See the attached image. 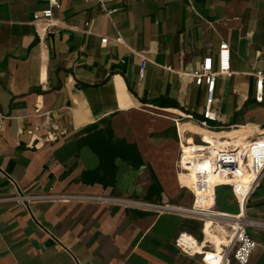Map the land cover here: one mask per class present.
Here are the masks:
<instances>
[{"label": "crops", "instance_id": "crops-1", "mask_svg": "<svg viewBox=\"0 0 264 264\" xmlns=\"http://www.w3.org/2000/svg\"><path fill=\"white\" fill-rule=\"evenodd\" d=\"M59 2L46 23L33 19L47 0H0V168L25 193L190 207L193 193L177 167L182 132L175 120L200 116L207 88L192 73L206 56H217L223 41L231 47L232 73L217 78L214 108L222 125L237 126L221 136L264 130L253 75L264 68V0ZM181 126L199 139L196 122ZM108 129L109 142L136 146L139 167L119 157L114 173L101 166L97 132ZM232 182L215 184L217 210L226 185L219 184ZM14 193L0 174V198ZM241 200L242 217L264 219V175L246 205ZM219 211L240 213V204ZM223 224L92 201L41 200L29 208L0 201V264H207L201 254L180 251L175 238L185 231L199 250L226 255L233 225ZM248 232L264 239L262 230ZM249 264H264V248Z\"/></svg>", "mask_w": 264, "mask_h": 264}, {"label": "built area", "instance_id": "built-area-1", "mask_svg": "<svg viewBox=\"0 0 264 264\" xmlns=\"http://www.w3.org/2000/svg\"><path fill=\"white\" fill-rule=\"evenodd\" d=\"M48 8L34 14V22L44 21L50 23L54 18V10L61 7L59 0H47ZM104 7V0H99ZM104 10H106L104 8ZM109 16L114 10L107 11ZM108 37L102 38L103 43H107ZM116 42H121V37L115 38ZM147 59L142 57L141 74L143 75ZM231 47L228 42L223 41L219 45L217 56L208 55L204 58L199 69H196L192 76L197 83L206 85L207 94L206 102L200 116L197 117L193 113H186L181 118L175 120L177 130L184 120L194 121L207 133V138L203 133L197 132L199 139L194 140L186 136L194 131L190 129H181L179 132L180 156L177 162L178 172L181 178L195 173L193 193V204L190 207H183L171 204H161L148 201H142L131 198L117 197L111 195L98 194H66V193H25L21 191L19 184L13 177L5 173L0 168V174L7 178L12 185L15 193L11 196L2 197L0 201H11L21 204L29 208L34 201H92L112 206H124L130 208H139L143 210L161 212H173L182 217L203 216L219 221L231 223L235 226L232 245L229 253L223 255L219 264H249L251 256L257 247L264 248V239L259 241L252 237L248 229H256L264 231V219L248 216L246 213L241 217L243 200L245 205L252 194L253 190L260 183L264 175V130L258 131L254 135L247 138L246 143H238L235 138L227 136H217L216 134L223 132L225 129H232L237 124L222 125L220 116L214 108L216 101L215 89L217 78L220 75L231 74ZM256 80L255 100L259 103L264 101V68L253 72ZM220 178L221 176L236 177L237 180L226 185H230L234 196L240 204V213L232 214L222 212L216 209V187L213 192V207H204L200 205L197 192L208 194L210 185V177ZM244 177L250 180V191L246 195L243 193L245 182ZM220 185H225L220 184ZM202 198V195L201 197ZM175 246L187 255L201 254L202 259L207 264H215L209 261L210 257L215 254L210 253L203 247L198 249V241L188 232H180L174 241Z\"/></svg>", "mask_w": 264, "mask_h": 264}, {"label": "trees", "instance_id": "trees-1", "mask_svg": "<svg viewBox=\"0 0 264 264\" xmlns=\"http://www.w3.org/2000/svg\"><path fill=\"white\" fill-rule=\"evenodd\" d=\"M97 135L102 137L98 143V154L101 159V166L106 169L107 172H115L114 161L116 158H122L131 165L139 167L142 164L140 154L136 146L128 145L125 142H119L121 144H114L106 140L107 135L112 137L113 133L111 129H108V134L105 130L98 131ZM104 184H107L104 182Z\"/></svg>", "mask_w": 264, "mask_h": 264}, {"label": "bare ground", "instance_id": "bare-ground-1", "mask_svg": "<svg viewBox=\"0 0 264 264\" xmlns=\"http://www.w3.org/2000/svg\"><path fill=\"white\" fill-rule=\"evenodd\" d=\"M181 129H183L184 127L183 126H180ZM193 130H197L199 131L200 133H203L207 138H209V133H207L205 130L199 128V127H191ZM255 129L257 130V128H245L246 130V133L243 134H240V136H242V138H235V140L238 142V143H246L247 142V138L246 136H251V134L254 133ZM259 131V130H258ZM218 137L222 135V133H218L216 134ZM190 176L186 175L184 177V184L192 189H195L194 188V181H195V173L194 172H191L189 174ZM237 178L236 177H232V176H221L220 178H217V177H213L211 176L210 177V185H209V189H208V194L210 195L212 192H213V189H214V186L216 183H220V182H226V181H236ZM242 181L245 182V185H244V188H243V193L244 194H248V192L250 191L249 187H250V180L247 178V177H244V179H242ZM197 195L199 196V202L202 200V199H205L206 198V194L204 193H201V192H197ZM202 195V198H200ZM208 197V196H207ZM242 199H244L243 197H241ZM200 217H203V216H200ZM242 217V216H241ZM208 220H211V221H219V220H215V219H212V218H208V217H204ZM219 222H222V223H226V224H231V223H228V222H224V221H219ZM233 225V224H231ZM235 232V226L233 225V230L231 231V236H233ZM223 255H220V254H215L213 257H210L209 258V261L212 262V263H215V264H219L220 262V259Z\"/></svg>", "mask_w": 264, "mask_h": 264}, {"label": "rangeland", "instance_id": "rangeland-1", "mask_svg": "<svg viewBox=\"0 0 264 264\" xmlns=\"http://www.w3.org/2000/svg\"><path fill=\"white\" fill-rule=\"evenodd\" d=\"M225 184H230V183H225ZM220 185V184H219ZM227 185H225V187H222L221 190L218 191L219 193V204H218V209H226L229 207V205H237L238 200L237 198L234 196L232 188L230 189ZM231 187V186H230ZM214 192V190H213ZM213 192L212 194L204 199L200 205L204 206V207H213ZM223 212V211H222ZM232 214H236V213H232ZM189 218H195V219H200V220H204L205 222H210L211 220H208L204 217H200V216H193V217H189ZM213 223L217 224H222L220 222L217 221H211ZM227 225V224H225ZM214 237L216 242H218L221 238L220 235L217 232H214Z\"/></svg>", "mask_w": 264, "mask_h": 264}]
</instances>
